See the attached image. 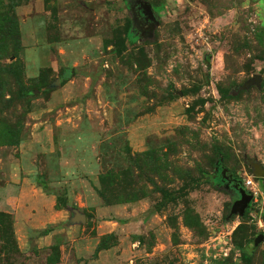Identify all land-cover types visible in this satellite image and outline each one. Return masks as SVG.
<instances>
[{"label": "rangeland", "instance_id": "obj_1", "mask_svg": "<svg viewBox=\"0 0 264 264\" xmlns=\"http://www.w3.org/2000/svg\"><path fill=\"white\" fill-rule=\"evenodd\" d=\"M130 1L0 0V188L24 165L68 214L23 231L0 208V264H264V0H145L133 39Z\"/></svg>", "mask_w": 264, "mask_h": 264}, {"label": "crops", "instance_id": "obj_2", "mask_svg": "<svg viewBox=\"0 0 264 264\" xmlns=\"http://www.w3.org/2000/svg\"><path fill=\"white\" fill-rule=\"evenodd\" d=\"M22 7L28 5L19 6V14ZM24 167L23 165V174H18L12 179L13 182L0 188V208L13 213L23 231L29 228L41 229L48 224L57 223L64 215L63 219H66L67 212L57 208V196L46 192L39 185L36 174L25 171ZM111 251L112 248L102 249L100 256L108 255Z\"/></svg>", "mask_w": 264, "mask_h": 264}, {"label": "trees", "instance_id": "obj_3", "mask_svg": "<svg viewBox=\"0 0 264 264\" xmlns=\"http://www.w3.org/2000/svg\"><path fill=\"white\" fill-rule=\"evenodd\" d=\"M19 0H17V2H14V0H12V3H11V6L12 7H16V6H18V5H20V4H22V2L24 1V0H20L19 2H18ZM46 1V0H45ZM48 1V0H47ZM140 1H145V0H140ZM151 3V2H150ZM152 4V7H153V10H154V4L153 3H151ZM130 4L129 3H127V7H128V9H130ZM157 7H158V10L161 12L162 11V9H163V6L162 5H156ZM12 10V13L11 14H8L7 12L5 13V15H2V16H0V30H2L3 28H5V23L7 22L8 23V31H9V33H10V31H11V33L12 34H15V33H17L18 32V26H19V24H18V19H17V15H16V11H13V9H11ZM131 10V9H130ZM154 12H155V15H156V13H157V11L156 10H154ZM157 17V16H156ZM129 29H128V35L130 36V38H132L133 39V35H134V33H135V24H134V20L131 18V24L129 25V27H128ZM132 28H134V29H132ZM131 29V30H130ZM137 29V28H136ZM134 32V33H133ZM152 32V31H151ZM150 34V33H149ZM135 36L138 38L139 36L135 33ZM9 39H7V38H4L2 41H1V44H4V45H6L7 44V41H8ZM11 68L13 69V72H14V74L16 73V70L18 69V66H16V64H15V66L14 65H10L9 67H7L6 65H2L1 64V69L0 70H4V71H6V72H9L10 73V70H11ZM2 74H0V76H1ZM0 81H2V79L0 80ZM223 92V95L224 96H234L235 94H233V93H231L230 91H224V90H222ZM215 153L218 155L217 156V158H218V162H217V165H218V169H217V171L214 173V174H208V176H209V178H210V180H212V181H214V178L216 177L217 178V175L218 174H221V171H222V169L223 168H226L225 166H222V160H221V158H222V149H221V147L220 146H216L215 147ZM227 169V168H226ZM227 171H228V169H227ZM220 177V180L222 181H219L220 183H223L224 182V178H223V175L221 174V175H219ZM223 178V179H222ZM237 180V179H236ZM240 181V180H239ZM242 185V184H241ZM243 186V185H242ZM244 187V186H243ZM99 192H100V195L101 196H105V198L106 197H108L107 196V194L104 192V191H102V190H99ZM172 198H174V195L173 194H170V193H168L167 191H166V193L164 194V197H163V201L165 200V201H168L169 199H172ZM162 205H163V202H160V203H158L157 204V208L158 209H161L162 208ZM250 205H251V203H250ZM250 205L248 206V208H247V210H246V213H248L249 212V210H250ZM119 221H121V222H124L125 220L124 219H121V220H119ZM50 232V230H44V231H42V233L43 234H48ZM239 245V244H238ZM240 247H242V246H240ZM103 249H105V248H103ZM252 251L253 250H249V249H246L245 251H244V253H243V257L246 259V260H250L251 259V256H252Z\"/></svg>", "mask_w": 264, "mask_h": 264}, {"label": "water", "instance_id": "obj_4", "mask_svg": "<svg viewBox=\"0 0 264 264\" xmlns=\"http://www.w3.org/2000/svg\"><path fill=\"white\" fill-rule=\"evenodd\" d=\"M141 7L143 9V14L148 20H151L152 23L150 24L149 28L151 31L155 29V26L158 24L159 20L155 15V12L153 10L152 4L148 1H141ZM261 79V74H255L254 77L250 80L249 85L255 83H258ZM222 175L225 180H227L229 183L232 181L235 182L236 179L231 177V175L227 174V169L223 168L222 169ZM228 187L229 184H227ZM233 188L237 191L238 193V198L234 201L232 208H231V213L230 216L234 214H239L240 216H243L250 205L253 194H251L245 187H243L239 182L234 183ZM87 221V215L85 213H82L80 210L74 208L73 209V216L71 217V222L72 223H79V222H86ZM264 240V234H261L260 236L256 237L253 241L254 246H259L260 242Z\"/></svg>", "mask_w": 264, "mask_h": 264}, {"label": "flooded vegetation", "instance_id": "obj_5", "mask_svg": "<svg viewBox=\"0 0 264 264\" xmlns=\"http://www.w3.org/2000/svg\"><path fill=\"white\" fill-rule=\"evenodd\" d=\"M130 3H132L129 7L132 11V19L134 20V24L137 28L136 30L138 32V36H146L151 32L149 26L152 21L148 20L143 14V9L140 8L142 3L140 0H131ZM224 182H226V180H224ZM231 185L233 186V183H231Z\"/></svg>", "mask_w": 264, "mask_h": 264}, {"label": "built area", "instance_id": "obj_6", "mask_svg": "<svg viewBox=\"0 0 264 264\" xmlns=\"http://www.w3.org/2000/svg\"><path fill=\"white\" fill-rule=\"evenodd\" d=\"M247 183H248L247 185H253V187L256 186L255 183H254V181L252 179L249 180V181H247Z\"/></svg>", "mask_w": 264, "mask_h": 264}]
</instances>
